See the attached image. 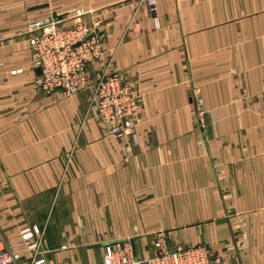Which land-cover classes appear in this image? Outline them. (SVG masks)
<instances>
[{
  "label": "crops",
  "instance_id": "obj_1",
  "mask_svg": "<svg viewBox=\"0 0 264 264\" xmlns=\"http://www.w3.org/2000/svg\"><path fill=\"white\" fill-rule=\"evenodd\" d=\"M41 20L99 23L87 82L138 90L136 140L106 134L91 89L36 88ZM27 225L43 264H103L115 244L142 259L160 232L264 264V0H0V234L18 264Z\"/></svg>",
  "mask_w": 264,
  "mask_h": 264
},
{
  "label": "built area",
  "instance_id": "obj_2",
  "mask_svg": "<svg viewBox=\"0 0 264 264\" xmlns=\"http://www.w3.org/2000/svg\"><path fill=\"white\" fill-rule=\"evenodd\" d=\"M149 6L154 11L152 2ZM98 26L96 22H82L63 28L54 20L30 23L28 45L34 67L41 72L34 83L45 94L63 91L73 96L91 89L89 104L106 134L134 141L136 135L132 131V122L139 107L138 90L110 76L105 70L99 72L91 84L87 82V73L99 61L102 50ZM19 237L27 248L31 264H43V259L37 260L43 254V232L35 225H27L20 229ZM150 250L151 255L139 259L130 246L111 245L103 256V264H221L219 258L202 246L168 248L162 232L153 236ZM19 259V255L5 247L0 234V264H18Z\"/></svg>",
  "mask_w": 264,
  "mask_h": 264
},
{
  "label": "water",
  "instance_id": "obj_3",
  "mask_svg": "<svg viewBox=\"0 0 264 264\" xmlns=\"http://www.w3.org/2000/svg\"><path fill=\"white\" fill-rule=\"evenodd\" d=\"M35 72L37 75H40V69L39 68H37Z\"/></svg>",
  "mask_w": 264,
  "mask_h": 264
},
{
  "label": "rangeland",
  "instance_id": "obj_4",
  "mask_svg": "<svg viewBox=\"0 0 264 264\" xmlns=\"http://www.w3.org/2000/svg\"><path fill=\"white\" fill-rule=\"evenodd\" d=\"M34 22H36V21H34ZM83 23H85V22H83ZM99 26H100V25H99ZM99 26H98V27H99Z\"/></svg>",
  "mask_w": 264,
  "mask_h": 264
}]
</instances>
